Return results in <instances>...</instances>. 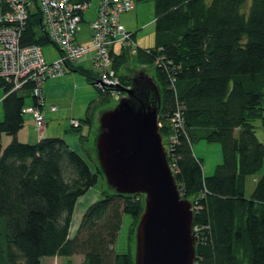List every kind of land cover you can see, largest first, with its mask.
<instances>
[{"label": "trees", "instance_id": "16d2710c", "mask_svg": "<svg viewBox=\"0 0 264 264\" xmlns=\"http://www.w3.org/2000/svg\"><path fill=\"white\" fill-rule=\"evenodd\" d=\"M151 1L154 45L137 46L132 52L115 44L110 57L122 87H129L120 73L129 54L155 70L154 81L137 82L134 91L143 97L156 88L163 143L176 135L167 161L181 197L195 205L194 264H264V172L251 194H244L245 177L258 173L264 161V144L253 123L264 118V0ZM129 32L136 43L135 33ZM48 42L39 13H30L19 44ZM70 70L94 84L96 77L89 70L76 65ZM33 85L11 90L0 78V264H41L43 257L75 254L82 255L79 264H134V236L145 196L121 194L106 183L96 156L99 128L92 130L94 103L84 118L72 119L76 126L70 122V130L80 132L85 125L89 129L80 132L79 140L91 139L86 150L90 165L62 137L46 136L33 143L16 138L24 127L26 100L36 104ZM97 90L99 102L112 96L109 89ZM178 106L184 123L176 130L170 118ZM4 134L10 136L7 144ZM199 139L221 145L222 162L209 176L191 148ZM101 178V198L84 209L70 236L76 201ZM124 214L132 221L128 248L119 253L115 242Z\"/></svg>", "mask_w": 264, "mask_h": 264}, {"label": "water", "instance_id": "95a60500", "mask_svg": "<svg viewBox=\"0 0 264 264\" xmlns=\"http://www.w3.org/2000/svg\"><path fill=\"white\" fill-rule=\"evenodd\" d=\"M145 70H137L132 88L95 81L127 95L113 108L99 112L96 156L111 188L145 196L135 230L134 264H193V211L191 202L181 197L159 134L158 92L152 87L139 97L134 91L135 83L154 81Z\"/></svg>", "mask_w": 264, "mask_h": 264}, {"label": "built area", "instance_id": "2783aa9c", "mask_svg": "<svg viewBox=\"0 0 264 264\" xmlns=\"http://www.w3.org/2000/svg\"><path fill=\"white\" fill-rule=\"evenodd\" d=\"M89 4L88 1L73 0H0V78L11 85V90H17L28 82L34 84L32 95L36 104L26 105L22 111L32 116L38 128L45 126L41 84L47 78L65 73L66 61H78L88 52L93 67L99 71L97 79L121 85L112 67L110 49L115 44L128 47L132 52L137 48L132 33L125 29L120 20L121 13L133 9L134 0H98L94 17L89 20L90 33L85 38L89 46L79 42L80 23ZM33 12L39 13L51 42L60 52L53 61L45 59L41 46L19 44L23 27ZM95 85L106 90L98 83ZM109 90L112 94L118 93L116 89ZM55 109V106H50V110ZM70 122L73 126L78 124L76 120ZM183 123L182 108L178 106L170 118V124L179 130L183 128ZM165 142L166 149L172 150L177 142L176 135L171 134ZM194 207L193 204L192 210ZM192 230L196 237L197 227L192 225Z\"/></svg>", "mask_w": 264, "mask_h": 264}, {"label": "rangeland", "instance_id": "374dc122", "mask_svg": "<svg viewBox=\"0 0 264 264\" xmlns=\"http://www.w3.org/2000/svg\"><path fill=\"white\" fill-rule=\"evenodd\" d=\"M98 0H91L89 8L84 13L85 21L80 23L79 32V42L83 43L84 46H89L87 38L90 33L89 20L94 17L95 10L97 7ZM121 23L124 25L127 31L134 32L136 43L138 47L147 48L154 45V5L151 0H134V8L128 12H123L120 15ZM43 55L47 61H53L59 56V50L57 47L48 42L41 46ZM88 48V47H87ZM118 49V45H116ZM91 61L88 52L83 54V57L75 62H67V67L65 73L61 76L47 78L45 79L42 86V94H45L46 104H54L57 108L55 116L48 118L45 122L47 123L46 131L48 136H58L62 138L68 137V140H73L77 145L80 146V154L88 161L86 155V150L91 146V139L87 141L80 142L79 134H86L88 129L87 126L82 127L80 132L70 130V121L73 118L82 119L86 115L87 107L90 103H94V107L91 111L92 116V130L97 128L99 112L105 108H113L119 101L121 96H127L126 93L123 94H111L112 96L107 97L106 100L98 101V90L97 87L92 83H87L85 75L81 72L71 71L70 67L75 66L79 61L83 60ZM125 66L120 70V73L125 76L128 83L127 86L132 88V81L135 77L137 70L142 67L152 77L155 74V70L152 66H147L136 61L134 55L129 54L127 57ZM77 66V65H76ZM83 66L85 69L89 70L92 75L96 78L99 76V71L93 67L88 61H83ZM154 78V77H153ZM2 95V89H0V96ZM110 95V94H109ZM30 105L31 98L26 100V104ZM49 109V107H48ZM55 111V110H54ZM23 113V111H22ZM45 116V112H44ZM3 117V109L0 103V118ZM25 128L19 134V141L33 143L32 139H25V131L27 126L31 124L30 129L34 134L35 131L41 130L43 127H36L32 116L29 114H24ZM33 121V122H32ZM255 125L256 137L260 142L264 144V118L257 119L253 122ZM89 130V129H88ZM73 135V136H72ZM91 136V134H90ZM10 136L3 135V143L7 144ZM162 139V138H161ZM164 150L166 152V142L163 143ZM193 154L201 160L203 174L209 176L213 173L216 165L222 162V150L219 142L208 141L205 139H199L192 143L191 145ZM88 163H90L88 161ZM90 165H92L90 163ZM264 172V161L261 170L254 174L245 177L244 181V194L248 197L255 185V181ZM105 188L103 179H99L95 186L90 187L82 196L78 198L75 203L74 210L71 216L70 222V236H73L78 228L82 212L84 209L93 201L101 198V190ZM132 219L128 214H124L122 217V223L118 237L115 242L116 252L123 253L126 252L128 248V229L130 227ZM135 238V236H134ZM82 259V255H72L69 257L63 256H48L43 257L41 264H79Z\"/></svg>", "mask_w": 264, "mask_h": 264}, {"label": "crops", "instance_id": "0c3cea01", "mask_svg": "<svg viewBox=\"0 0 264 264\" xmlns=\"http://www.w3.org/2000/svg\"><path fill=\"white\" fill-rule=\"evenodd\" d=\"M134 8V7H133ZM83 61H88L90 64H92L89 60H87V59H85V60H83ZM83 61H79L76 65L77 66H82L83 68H84V66H83ZM43 96H44V99H45V94H43ZM50 105H54V104H46V101L44 102V105H43V109H44V112H45V121L46 120H48V118H51V117H53V116H55V114H57L56 113V110L55 111H52V110H50ZM48 107H49V109H48ZM30 115V114H29ZM30 117H31V115H30ZM33 122V121H32ZM25 123H24V127L22 128V129H20L19 131H18V133H17V135H16V138H18L19 139V134H20V132H22V130H24V128H25ZM30 126H31V124L30 125H28L27 126V129H26V131H25V139L27 138V139H32L34 142H36L37 140H39V139H41V138H43V137H46V136H48V134H47V131H46V127H47V123L45 122V126H44V128L43 129H41V130H38V131H35V133L33 134L32 132H31V129H30ZM86 126V125H85ZM84 127V126H83ZM87 132H89V130L87 129V131H86V133ZM73 136V135H72ZM2 139H3V137H2ZM65 139V141L67 142V144L70 146V148H72L73 150H75V151H77V152H79V149H80V146L79 145H77V143L76 142H73V140H68V137H66V138H64ZM10 140V139H9ZM3 141V140H2ZM9 142V141H8ZM7 142V143H8ZM80 153V152H79ZM259 177V176H258ZM82 260V259H81Z\"/></svg>", "mask_w": 264, "mask_h": 264}]
</instances>
